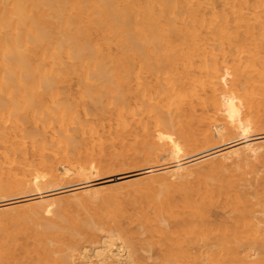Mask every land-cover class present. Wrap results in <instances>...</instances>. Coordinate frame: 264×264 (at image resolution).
Segmentation results:
<instances>
[{
	"label": "bare ground",
	"instance_id": "bare-ground-1",
	"mask_svg": "<svg viewBox=\"0 0 264 264\" xmlns=\"http://www.w3.org/2000/svg\"><path fill=\"white\" fill-rule=\"evenodd\" d=\"M128 198L172 264H264V0H0V264H138Z\"/></svg>",
	"mask_w": 264,
	"mask_h": 264
},
{
	"label": "rangeland",
	"instance_id": "rangeland-1",
	"mask_svg": "<svg viewBox=\"0 0 264 264\" xmlns=\"http://www.w3.org/2000/svg\"><path fill=\"white\" fill-rule=\"evenodd\" d=\"M160 162H163V160L162 161H160ZM258 163V162H257ZM139 164H141L140 166H139ZM139 164H126V165H122V166H116V167H114L113 169H112V171L110 170L109 172L111 173V174H109V173H104V174H102L101 176L102 177H105V176H107V175H112L113 173L114 174H117V173H123V172H126V171H124V170H129V171H131V169L132 170H135L136 168H138V169H140V167H143L144 165H146L145 163H143V162H140ZM143 164V165H142ZM259 165V163L256 165V166H258ZM261 165H262V163H261ZM122 169H121V168ZM133 167V168H132ZM117 168H118V170H117ZM247 168H249L250 169V167L249 166H247V167H242L241 169L240 168H231V169H229V170H226L225 172H223V174H219L218 176L217 175H213V173H208V174H205V175H203L200 179H198V180H195L194 182H192L191 184H193V186H195V187H199V186H202V182L201 181H203L204 182V180H207L208 179V177H209V179L211 178V177H215V176H217V177H215V178H218L219 176H223V175H225V176H228V177H232V176H235L236 175V178H239V179H241V178H244V177H246V178H250L251 177V175H252V173H250V171H249V169H247ZM258 168V167H257ZM116 169V170H115ZM127 170V171H128ZM238 171V172H237ZM240 171V172H239ZM116 172V173H115ZM233 174V175H232ZM247 174V175H246ZM99 178V177H98ZM207 178V179H206ZM204 179V180H203ZM208 179V181H211V180H209ZM213 180V179H212ZM189 188H191V187H189ZM61 195H67V193H65V194H61ZM60 195V196H61ZM255 195V196H254ZM253 196L254 197H252L251 196V200L253 201V202H255L257 199H258V196H259V194L257 195V194H254ZM255 198V199H254ZM133 200V201H132ZM138 201H137V204H136V207L135 208H131V205H130V203L131 202H134V201H136L134 198H128L126 201H124V202H122V203H124L127 207L129 206V208H126L125 210H124V213H122V214H120V216L118 217V220H119V218H121V220L124 222V225H125V229L126 230H124V232H122L123 233V235L125 236L126 235V233L129 235V236H127L126 235V237L128 238V239H131V241L132 242H134V243H132V244H134L133 245V249H134V247H135V250H138V252L136 253V257H135V259H136V261H137V263L138 264H162V263H166V264H172V263H174L173 262V259H174V261H175V263L177 262L176 261V259H179V258H181L182 256H181V254H184L183 253V251L181 250V249H179V248H173V249H166L165 248V246L164 245H162L161 243H159V241L157 240V237L156 236H153L152 234H150L149 232H145L144 233V229H145V226H146V224H145V222H144V219H142L141 217H142V214L143 213H150L151 214V212L153 211V204H152V202L150 201V200H148V199H143V198H138L137 199ZM140 200H142V202L140 201ZM140 202V203H139ZM140 205H139V204ZM150 203V204H149ZM143 204V205H142ZM100 206V207H99ZM83 207V208H82ZM106 207V206H105ZM115 205H110V206H107V208H104L102 205H94V204H90V205H86L85 206V208H84V206H80V207H78V208H76V209H74L73 211H71L70 213H68L67 215H66V218H65V225L66 226H68L69 228H71V229H73V231L74 232H78V229H79V227L80 226H92V225H95L96 223V225H99L100 223L103 225L104 224V221L106 220V218H105V214H106V211L108 210V208H110V209H115ZM84 209V210H83ZM106 209V210H105ZM141 210V211H140ZM137 212V213H136ZM87 213V214H86ZM153 213V212H152ZM89 214V215H88ZM126 214V215H125ZM138 215L137 216V218L138 219H136L134 222H132L131 221V223L129 222V215ZM89 217V218H88ZM73 219V222H72V219ZM94 219V220H93ZM76 220H77V222H76ZM85 220V221H84ZM71 223H70V222ZM75 221V222H74ZM93 221V222H92ZM143 221V223H141ZM74 223V224H73ZM100 224V225H101ZM139 225V226H138ZM106 225H104V227H105ZM142 227V229H141V227ZM144 226V227H143ZM213 226V228L215 227V228H218V227H220V224L218 223V222H214V224L212 225ZM15 231V233H16V231H18V230H16V229H14ZM140 230V231H139ZM131 231V232H130ZM133 231V232H132ZM139 232H141L142 233V235H138V234H141V233H139ZM122 233H121V236H123L122 235ZM125 233V234H124ZM129 233H131V234H129ZM135 233V234H134ZM98 234H103V230H98ZM151 235H152V237H151ZM21 236V235H20ZM137 237V238H136ZM146 237H148V239L150 240H147V238ZM99 238V237H98ZM140 238V239H139ZM146 238V239H145ZM260 238H264V232L262 233V236L260 237ZM11 239H13V238H11ZM83 239V240H82ZM25 240V241H24ZM81 240V241H80ZM80 242H79V244H78V250L79 251H81L83 248L85 249V248H88V246H89V248L90 247H92L93 245H92V241H93V238H91V237H88V236H84L83 237V235H81L80 236ZM95 240V239H94ZM142 240V241H141ZM19 241L22 243V244H25V242H26V238L25 237H21V238H19ZM24 241V242H23ZM149 241V242H148ZM154 241V242H153ZM202 241V239L200 238V240H194V243H192V244H194V245H197L198 247H201L202 246V244L204 243V242H201ZM86 242V243H85ZM152 243H153V245H152ZM144 244V245H143ZM151 244V245H150ZM140 245V246H139ZM151 246V248H152V246H153V250L151 251V249L149 248L150 246ZM200 245V246H199ZM83 246H85V247H83ZM149 246V247H148ZM164 246V247H163ZM136 247L138 248V249H136ZM140 247H141V249H140ZM157 247L159 248V249H157ZM162 248H163V251H162ZM205 248H206V245L204 246V247H202V249L205 251V253L206 254H204V255H207V252H206V250H205ZM140 249V250H139ZM144 249H147V251L149 252V251H151V252H147L146 250H145V252H144ZM149 249V250H148ZM78 250H77V252H78ZM134 250V251H135ZM144 252V253H142V251ZM158 250V251H157ZM172 250H177V252H175V251H172ZM159 251H160V253H159ZM182 251V252H181ZM163 252V253H162ZM175 252V253H174ZM210 252V251H209ZM146 253H147V255H146ZM151 253V254H150ZM157 253V254H156ZM178 253H180L179 255H178ZM78 254V253H77ZM159 255V256H158ZM170 255V256H169ZM171 255H172V257H171ZM262 255L264 256V252L262 253ZM149 256V257H148ZM155 256V257H154ZM163 256H164V259H163ZM176 256L178 257L179 256V258H176ZM181 256V257H180ZM148 257V258H147ZM152 257V258H151ZM161 257V258H160ZM149 258H151L152 260H150ZM156 258H157V261H156ZM204 259V258H203ZM139 260H141V261H139ZM143 260V261H142ZM155 260V261H154ZM145 261V262H144ZM171 261V262H170ZM210 260L207 258L206 260H202V259H198V260H196L195 261V263L194 264H211L210 262H209ZM144 262V263H143ZM155 262V263H154ZM170 262V263H169Z\"/></svg>",
	"mask_w": 264,
	"mask_h": 264
}]
</instances>
